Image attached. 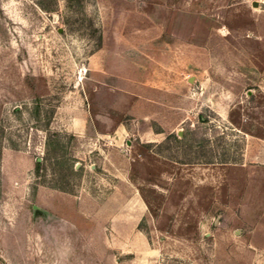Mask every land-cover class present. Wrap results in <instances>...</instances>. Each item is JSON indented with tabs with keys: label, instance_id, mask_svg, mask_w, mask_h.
Wrapping results in <instances>:
<instances>
[{
	"label": "rangeland",
	"instance_id": "374dc122",
	"mask_svg": "<svg viewBox=\"0 0 264 264\" xmlns=\"http://www.w3.org/2000/svg\"><path fill=\"white\" fill-rule=\"evenodd\" d=\"M0 264H264V0H0Z\"/></svg>",
	"mask_w": 264,
	"mask_h": 264
},
{
	"label": "crops",
	"instance_id": "0c3cea01",
	"mask_svg": "<svg viewBox=\"0 0 264 264\" xmlns=\"http://www.w3.org/2000/svg\"><path fill=\"white\" fill-rule=\"evenodd\" d=\"M153 63V62H152ZM107 67L114 68V71H110L107 69ZM150 67H153L150 65ZM159 70L158 72H154L152 69L150 72L143 71L144 66H140L135 64L129 59L125 60H118L111 62L110 65L107 66L105 63V69H104V76H105V82H109L110 84L107 85V88H109V92L111 95L113 94H119L122 96H131L133 98L142 97L138 93H136V87L138 88H144V91H152L157 93L159 97L163 96V98H173V97H180V80L177 79V76L175 72L171 71L173 66L169 64L167 61L166 63L161 64L159 63L157 66ZM162 68V69H161ZM164 68V69H163ZM146 69V68H145ZM188 79V76H186ZM183 94V93H182ZM149 97V96H146ZM149 102V101H148ZM167 106V105H165ZM174 107V106H171ZM175 108V107H174ZM136 109V108H135ZM135 109L133 107H129V114L134 115ZM148 114V112H144L143 115ZM245 139V138H244ZM244 150V151H243ZM248 151V139H245V144L243 148H241L242 154L239 155H231V158L229 163L239 165L240 167H249L252 170L257 169L253 163L249 165L247 162V156L246 153ZM207 152V151H206ZM201 155V158H218L217 155ZM211 154V153H210ZM251 178L252 176H248Z\"/></svg>",
	"mask_w": 264,
	"mask_h": 264
},
{
	"label": "water",
	"instance_id": "95a60500",
	"mask_svg": "<svg viewBox=\"0 0 264 264\" xmlns=\"http://www.w3.org/2000/svg\"><path fill=\"white\" fill-rule=\"evenodd\" d=\"M257 1H252V6H257Z\"/></svg>",
	"mask_w": 264,
	"mask_h": 264
}]
</instances>
